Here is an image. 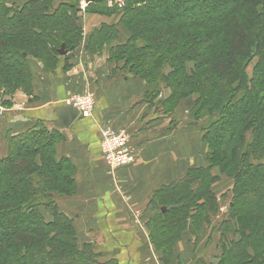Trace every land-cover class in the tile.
Wrapping results in <instances>:
<instances>
[{
	"label": "trees",
	"instance_id": "16d2710c",
	"mask_svg": "<svg viewBox=\"0 0 264 264\" xmlns=\"http://www.w3.org/2000/svg\"><path fill=\"white\" fill-rule=\"evenodd\" d=\"M117 8L91 0L85 11L111 15ZM78 0H0V94L4 105L21 89L32 95L30 59L53 70L82 41ZM118 24L127 39L111 46L115 25L101 24L86 48L109 46L108 61L145 81L152 102L162 87L166 111L192 97L190 116L200 127L208 166L157 189L148 203L149 239L166 262L185 230L198 231L222 206L212 189L233 177L219 222L217 264H264V0H126ZM255 59L248 71L250 60ZM250 133L251 140L246 134ZM63 136L43 121L8 133L0 157V264H117L99 261L90 244H78L72 220L54 196L74 193V166L58 157Z\"/></svg>",
	"mask_w": 264,
	"mask_h": 264
},
{
	"label": "crops",
	"instance_id": "0c3cea01",
	"mask_svg": "<svg viewBox=\"0 0 264 264\" xmlns=\"http://www.w3.org/2000/svg\"><path fill=\"white\" fill-rule=\"evenodd\" d=\"M26 1L10 3L20 6ZM118 20L115 15L79 10L82 41L71 52L69 67L64 70L63 56L53 70L44 69L37 59L29 60L32 95L17 91L0 115V157L6 154L8 133L18 134L41 120L63 136L55 145L56 154L68 158L74 166V193L54 198L59 211L72 220L78 244L92 245L100 255L99 261L113 259L117 264H216L222 251L221 237L213 232L224 216L222 204L197 232H182L166 262L150 242V198L161 186L182 178L189 168L208 166V147L200 129L180 123V102L171 110L163 109L161 101L168 96L164 88L152 102L146 101L145 81L108 62L106 46L99 53L87 50L90 34L101 24L118 29L111 46L123 43L128 35L118 28ZM85 93L94 101L91 115H78L65 127L58 108L73 95ZM103 127L128 134L130 163L112 167L104 160L100 148ZM212 173L219 178L218 183L222 181L217 167ZM232 184L212 186L218 200Z\"/></svg>",
	"mask_w": 264,
	"mask_h": 264
},
{
	"label": "built area",
	"instance_id": "2783aa9c",
	"mask_svg": "<svg viewBox=\"0 0 264 264\" xmlns=\"http://www.w3.org/2000/svg\"><path fill=\"white\" fill-rule=\"evenodd\" d=\"M116 1L120 5L123 4V0ZM87 3L85 0H80V10H83ZM3 100L4 98L0 97V115L6 110ZM66 104L75 106L78 110V115L81 117H88L91 115L94 101L91 94L85 93L73 95L70 99L66 100ZM128 141V134L123 130H114L110 127L101 128L100 148L104 160L112 167H119L130 163L132 152L128 146Z\"/></svg>",
	"mask_w": 264,
	"mask_h": 264
},
{
	"label": "rangeland",
	"instance_id": "374dc122",
	"mask_svg": "<svg viewBox=\"0 0 264 264\" xmlns=\"http://www.w3.org/2000/svg\"><path fill=\"white\" fill-rule=\"evenodd\" d=\"M79 1L80 0H78V6H79ZM125 2H126V0H123V4L122 5H120V3H118L116 0H106V4H107V6H109V7H112V6H114V7H116L117 9V11L115 12V13H113V14H111V15H115V16H118V19L120 18V12H121V10L124 8V5H125ZM88 4V3H87ZM121 6V7H120ZM85 8H86V6L84 7V9L83 10H81V11H85ZM79 10H80V8H79ZM97 14V13H96ZM99 14V13H98ZM99 15H103V16H111V15H104V14H99ZM119 25V27L118 28H120L121 30H123L122 32H125L126 33V35H128L129 33H128V31H127V29L123 26V25H120V24H118ZM117 28V27H116ZM117 35H118V29H117V34H116V37H117ZM128 37V36H127ZM127 39V38H126ZM125 39V40H126ZM104 46H106L107 47V49L109 50V46L108 45H104ZM87 50H89V49H87ZM90 51V50H89ZM91 52V51H90ZM94 53V52H93ZM99 53V52H98ZM255 59H253L252 58V60H250V63L248 64V68H247V70L249 71L251 68H252V66H253V64H254V61ZM109 62V61H108ZM165 89V91H167L168 92V94H169V89L168 88H166V87H162V89ZM17 91H20V92H22V93H25L24 91H22L21 89H18V90H16L14 93H16ZM13 93V94H14ZM26 94V93H25ZM28 95V94H27ZM7 95L6 94H0V97H2V98H4V97H6ZM12 97V96H11ZM181 104H179V107L181 108V111H180V117H178L179 119H180V123L181 124H192L193 126H195L196 127V129L197 130H199L200 129V127H202L205 123H206V118H203L202 120H200V121H195L194 119H192L191 118V116H190V109H191V105H192V97H189V98H186V99H181L180 101H179ZM178 102V103H179ZM11 105V103L9 104V105H4L5 106V108L6 107H9ZM178 105V104H177ZM176 107V106H175ZM174 108V107H173ZM182 119V120H181ZM192 119V120H191ZM195 121V122H194ZM189 122H191V123H189ZM200 131H201V129H200ZM246 138H247V140H251V135H250V133L248 132L247 134H246ZM5 141H6V139H5ZM222 174V173H221ZM219 179V178H218ZM217 179V181H219ZM233 177H230V176H226L225 174H222V181L221 182H214L213 183V186H214V188H218L219 186L220 187H222L223 185H228L229 183L230 184H232L233 183ZM218 183V184H217ZM225 186V187H226ZM231 186H230V190L229 189H227V192L225 193V195L223 196V197H220V199H219V201H220V203L223 205V206H225V203H227V201L230 199V197H231ZM72 195V194H71ZM227 196H229V197H227ZM226 197H227V199H226ZM219 212V211H218ZM222 219H220V221H221ZM219 221V222H220ZM188 230V229H187ZM214 230H215V228H214ZM213 230V231H214ZM213 235L215 236V235H217V236H219V232H217V230H215V232H213ZM217 264V263H216Z\"/></svg>",
	"mask_w": 264,
	"mask_h": 264
},
{
	"label": "water",
	"instance_id": "95a60500",
	"mask_svg": "<svg viewBox=\"0 0 264 264\" xmlns=\"http://www.w3.org/2000/svg\"><path fill=\"white\" fill-rule=\"evenodd\" d=\"M87 2L91 0H85ZM60 113L59 118L61 119L62 124L67 127L74 119L78 117V110L75 106L71 104H65L58 108Z\"/></svg>",
	"mask_w": 264,
	"mask_h": 264
}]
</instances>
